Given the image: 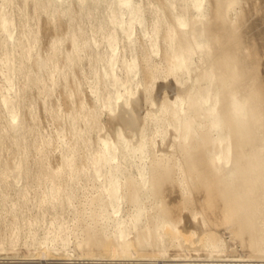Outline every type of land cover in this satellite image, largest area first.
I'll return each mask as SVG.
<instances>
[{
	"label": "bare ground",
	"instance_id": "bare-ground-1",
	"mask_svg": "<svg viewBox=\"0 0 264 264\" xmlns=\"http://www.w3.org/2000/svg\"><path fill=\"white\" fill-rule=\"evenodd\" d=\"M0 264H264V0H0Z\"/></svg>",
	"mask_w": 264,
	"mask_h": 264
},
{
	"label": "rangeland",
	"instance_id": "rangeland-1",
	"mask_svg": "<svg viewBox=\"0 0 264 264\" xmlns=\"http://www.w3.org/2000/svg\"><path fill=\"white\" fill-rule=\"evenodd\" d=\"M42 17H43V18H42ZM44 20H45V15H44V16L42 15V16H41V21H44ZM18 248H21V250L16 249L17 251L15 250V251H13V253H10L12 256L15 255V256H14L15 258L13 257L14 261H18V260H19V261H30V260H31L30 262H33V261H35V259H36V261H38V260H37V257H36V256H37V253H38V250H37V251L34 250L35 252L32 250L31 252H33V253H31V255H32V254H33V255H32V256L29 255L28 257H26L25 254H24V253H25V249L23 250V247H18ZM22 250H23V252H22ZM177 250H178V249H177ZM177 250H174V248H173V249L170 250V252H171V253H175V252L177 253V252H178ZM173 251H174V252H173ZM179 252H181V251L179 250ZM179 252H178V253H179ZM53 253H54L55 255H54V254H53V256L50 255L49 259H50L51 261H57V260L55 259V257H58V254L55 253V251H54ZM18 254H19V255H18ZM35 254H36V255H35ZM56 254H57V255H56ZM22 255H23V256H22ZM21 256H22V257H21ZM91 256H92V255H91ZM35 257H36V258H35ZM83 257H84V258H82V261H84V260H86V261H87V260L95 261L96 258H99V257H97V256H95V257L92 256V257L90 258V255H89V256L86 255V256H83ZM104 257H105V258H104ZM17 259H18V260H17ZM26 259H27V260H26ZM32 259H33V260H32ZM93 259H94V260H93ZM97 260H100V261H107V260H109V259H108V257L103 256L101 259H97ZM36 261H35V262H36ZM44 262H45V261H43V263H44Z\"/></svg>",
	"mask_w": 264,
	"mask_h": 264
}]
</instances>
